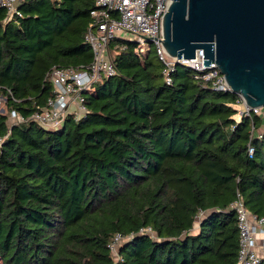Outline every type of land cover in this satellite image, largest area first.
Listing matches in <instances>:
<instances>
[{
    "label": "trees",
    "instance_id": "obj_1",
    "mask_svg": "<svg viewBox=\"0 0 264 264\" xmlns=\"http://www.w3.org/2000/svg\"><path fill=\"white\" fill-rule=\"evenodd\" d=\"M95 7L27 0L11 21L0 7V264H236L230 204L239 193L264 217V116L237 119L238 94L182 64L167 84L153 48L140 58L117 36L116 74L83 93V115L55 129L30 118L52 96L48 71L90 63ZM117 233L133 235L115 258Z\"/></svg>",
    "mask_w": 264,
    "mask_h": 264
},
{
    "label": "built area",
    "instance_id": "obj_2",
    "mask_svg": "<svg viewBox=\"0 0 264 264\" xmlns=\"http://www.w3.org/2000/svg\"><path fill=\"white\" fill-rule=\"evenodd\" d=\"M27 0H0L5 10L4 21L21 16L20 5ZM172 0H95L96 7L90 10V21L84 36L90 46L92 59L86 66L54 67L46 77L52 85L50 96L43 107H38L30 118L40 126L55 129L65 121L68 114L78 119L86 112L83 93L105 78L116 74L113 63L108 57V45L112 38L127 37L136 43V53L142 58L150 48L154 49L157 59L163 64L166 83L171 82L169 74L175 65L182 64L195 71V78L209 83L218 91H230L229 86L215 63L203 66V50L196 49L194 58L176 59L166 53L162 47L163 17ZM122 33V35H119ZM124 34V35H123ZM236 115L250 116L251 112L261 114L260 107H249L241 95L236 99ZM264 113V111H263ZM14 121H23L15 111L10 112ZM258 138L262 131L255 132ZM249 156L253 148L248 149ZM236 216L238 229V251L236 264H259L264 260V217H258L246 209L238 193L230 204ZM139 233L153 234L150 227L141 228ZM133 234L114 235L109 248L114 253L119 245Z\"/></svg>",
    "mask_w": 264,
    "mask_h": 264
},
{
    "label": "water",
    "instance_id": "obj_3",
    "mask_svg": "<svg viewBox=\"0 0 264 264\" xmlns=\"http://www.w3.org/2000/svg\"><path fill=\"white\" fill-rule=\"evenodd\" d=\"M162 47L176 59L203 50L230 92L264 108V0H172L163 17Z\"/></svg>",
    "mask_w": 264,
    "mask_h": 264
},
{
    "label": "rangeland",
    "instance_id": "obj_4",
    "mask_svg": "<svg viewBox=\"0 0 264 264\" xmlns=\"http://www.w3.org/2000/svg\"><path fill=\"white\" fill-rule=\"evenodd\" d=\"M119 35H122V33H119ZM235 108L238 109V106L235 105ZM261 108H262V110L264 109L263 107H261ZM4 111H5L4 99L2 97H0V112L4 113ZM261 114L264 116L263 111L261 112ZM236 118L239 119V117L237 115H236ZM258 131L259 132L264 131V119H263V124H262L261 128ZM194 227L196 228V225ZM112 254L116 258V251L114 253H112Z\"/></svg>",
    "mask_w": 264,
    "mask_h": 264
}]
</instances>
